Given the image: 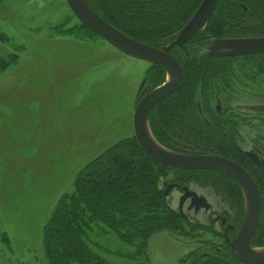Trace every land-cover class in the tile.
I'll return each mask as SVG.
<instances>
[{
    "label": "trees",
    "instance_id": "1",
    "mask_svg": "<svg viewBox=\"0 0 264 264\" xmlns=\"http://www.w3.org/2000/svg\"><path fill=\"white\" fill-rule=\"evenodd\" d=\"M86 1L109 25L157 49L176 40L203 2ZM263 12L264 0H220L205 27L183 48L171 49L182 66L183 81L175 93L151 110L148 118L153 136L165 148L188 155L225 157L251 174L262 200L259 224L251 241L254 248L264 247V168L251 162L240 142L241 125L248 119L229 109L233 101L243 100L238 85L264 83V54L226 56L212 51L222 40L264 38ZM5 66L4 62L1 67ZM165 77L162 67L150 65L144 92L162 85ZM217 99L224 101L223 111L215 106ZM170 184L211 188L233 212L235 222H243L245 200L234 179L212 170H179L159 164L145 154L133 136L88 163L76 177L74 192L58 201L43 230L48 264H112L96 250L122 261L139 262L147 257L150 239L162 232L198 240L199 245L187 255L184 264H242L229 248H220L219 253L206 250L217 244L212 238H204V234L219 235L212 224H191L170 206L164 196ZM194 230L197 232L193 235ZM110 235L130 251L111 252L101 247L98 238ZM5 242L10 247L8 237ZM205 251L210 256L204 257Z\"/></svg>",
    "mask_w": 264,
    "mask_h": 264
},
{
    "label": "rangeland",
    "instance_id": "2",
    "mask_svg": "<svg viewBox=\"0 0 264 264\" xmlns=\"http://www.w3.org/2000/svg\"><path fill=\"white\" fill-rule=\"evenodd\" d=\"M82 26L66 0H0V264H48L43 230L60 198L74 192L88 163L135 136L134 113L150 64ZM185 188L211 206L196 210L190 200L180 206L182 191L171 190L170 206L191 224L211 226L228 209L209 187ZM213 228L222 234L220 224ZM204 238L223 247L219 236ZM98 242L111 252L130 251L114 235ZM198 245L162 232L139 262L96 252L112 264H184Z\"/></svg>",
    "mask_w": 264,
    "mask_h": 264
},
{
    "label": "water",
    "instance_id": "3",
    "mask_svg": "<svg viewBox=\"0 0 264 264\" xmlns=\"http://www.w3.org/2000/svg\"><path fill=\"white\" fill-rule=\"evenodd\" d=\"M220 0H203L201 6L181 30L176 40L170 45L157 49L140 43L105 22L98 16L86 0H66L72 14L81 25L103 38L121 53L162 67L166 76L171 77L162 85L144 95L138 102L133 119L134 135L141 149L155 162L179 170H212L234 179L240 186L245 199V217L242 229L230 246L233 255L245 264H264V247L256 252L251 241L259 224L262 212V200L259 189L253 177L242 166L233 160L214 155H188L171 151L161 145L153 136L149 125L151 110L162 100L175 93L183 81V69L177 58L171 54L173 47L183 48L201 29L214 13ZM225 53H216L218 49ZM217 55L249 56L264 54V38L228 39L220 41L217 49L212 51ZM144 83L140 91L143 89ZM247 156L258 166L264 162L254 153ZM178 185L172 184L165 191V198ZM180 206L191 198L197 208H209L204 197H194V193L185 188ZM260 252V253H259Z\"/></svg>",
    "mask_w": 264,
    "mask_h": 264
},
{
    "label": "flooded vegetation",
    "instance_id": "4",
    "mask_svg": "<svg viewBox=\"0 0 264 264\" xmlns=\"http://www.w3.org/2000/svg\"><path fill=\"white\" fill-rule=\"evenodd\" d=\"M255 85H258V87H255ZM238 86H239L238 89L242 92V97L252 99L253 102H250L251 104H249L248 101L242 100V105H240L239 104L240 102L233 101L231 103L232 105L230 104L231 109H229V111L233 114L238 115L242 119L243 118L248 119V121L244 122V124L241 125V128H240L241 145L243 146L246 154L247 153H254L260 158V160H262L264 162V83L260 82V83L252 84V83L246 82V87H243L242 85H238ZM150 92L144 93L142 95V97L144 95L150 93ZM215 106L220 111H223L224 108L226 107L224 101H220V99H217ZM254 122H259V124L258 125L254 124ZM246 148H248V149H246ZM251 162H252V160H251ZM253 164H255V163H253ZM256 166L259 168H264V166H258V165H256ZM170 185H172V184H170ZM176 185H178V184H176ZM177 188L182 191V196H183V194L185 193V191H184L185 187H180L178 185ZM182 196H181V198H182ZM181 198H180V201H181ZM188 200L191 201V206L196 210H200V209H204L207 211L211 210V206L208 204V202H207V204H208L209 208L207 209V208H197L196 205L194 203H192L191 198H189ZM179 205H180V202H179ZM244 207H245V205H244ZM221 214H222V216L220 214H219L220 215L219 216L217 213V216L215 217V220H214L215 222H211V224L212 225L214 223L216 225L220 224V226L223 227L222 234H220V235L218 234L219 238H221L223 240V247L222 248H229L231 254L233 255L230 244L238 236L240 230L242 229L244 222H241V224L238 225L237 222H235L233 212L229 208L227 210H222ZM234 234H235V236H234ZM231 235H233L234 237L231 238L230 237ZM205 248H206V250H209V252H211V251H216L218 253L220 252V247L215 246V245L214 246H207ZM258 248H261V247H258ZM209 252L205 251L203 253V256L204 257L210 256ZM238 261H240V260H238ZM241 263L245 264L244 262H241Z\"/></svg>",
    "mask_w": 264,
    "mask_h": 264
},
{
    "label": "bare ground",
    "instance_id": "5",
    "mask_svg": "<svg viewBox=\"0 0 264 264\" xmlns=\"http://www.w3.org/2000/svg\"><path fill=\"white\" fill-rule=\"evenodd\" d=\"M171 79V77L169 76V78H168V80H170ZM256 252H258V250H256ZM260 253V252H259Z\"/></svg>",
    "mask_w": 264,
    "mask_h": 264
}]
</instances>
